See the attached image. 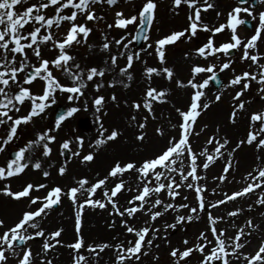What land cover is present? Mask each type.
Wrapping results in <instances>:
<instances>
[{
    "label": "snow or ice",
    "instance_id": "6c2138e0",
    "mask_svg": "<svg viewBox=\"0 0 264 264\" xmlns=\"http://www.w3.org/2000/svg\"><path fill=\"white\" fill-rule=\"evenodd\" d=\"M118 0H35L29 3V0H0V126L4 128V135L0 136V153L6 151V146L14 141L18 136V128L21 125L30 123L34 117L45 113L46 109L56 103V93H69L68 100H79L84 96V90L88 83L94 78H101L94 87L99 91L104 84L101 82L106 73H115L116 75L108 82L109 87L122 85L129 87V83L133 76L129 71L134 61L140 59L139 52L129 53V45L137 40L149 39L147 30L150 29L158 7L157 0H145L142 7L136 15L125 16L121 11H117L114 26L127 30L130 25H135L134 32H127L120 39H116L114 44L116 51H112V41L108 40L105 35L104 43L100 46L101 51L109 53L107 59L104 60L103 67L91 66L82 68L76 62L69 49L74 44L78 45L87 41L92 28L87 25V21H96L103 19L96 15L95 5L107 3L109 6L116 5ZM173 7L179 8L182 4L187 5L193 10L188 19L190 21L188 28L182 31H174L155 41V52L159 59V65L145 66L144 76L146 79V87L142 98L133 101L130 107L135 111L145 110L149 114L154 113L155 103H166L167 97L171 89L166 87L154 86V78L160 77L172 82L175 71L172 67L166 66V46L176 43L186 33L190 32V37L196 36L198 28L205 31H212L213 35L220 33L228 28L232 35L229 42L215 45L214 39L210 37L206 43L195 50V54L205 60L209 57L220 59L219 54L228 59L217 64L215 62L207 65L193 64L190 69V78L185 83L180 79L175 80V84L179 88L190 87L193 92L190 97L189 104L186 109L177 108L179 120L171 125L172 129H178L176 135H168L167 130L158 127L156 132L162 138L166 139L165 145L160 148L153 156L144 158L141 162L115 161L103 178H98L94 182L87 177H82L75 181L74 186L64 189L60 186H54L50 189L48 185L40 183H27L20 190L13 191L10 182L5 184L0 191L4 195L9 196L17 201L27 198L29 205H36L34 209L23 211L17 221L11 226L5 227V221L0 219V228H4L0 232V264H7L9 256L16 259V264H35L37 256H40V264H53L48 259L47 253L56 248L57 245L63 246V241L58 239L61 237L63 228L48 232L41 226V221L49 214L54 206L62 202V198H67L76 208L75 213V232L76 239L74 242L67 244V247L73 250L72 264H93L91 257L98 258L100 253L105 249H114V264H128L130 261H139L141 256L148 254V249L153 246L154 240L157 238L160 229L154 223L159 217L163 216L169 210L179 213L180 209H188V215L177 214L175 223L165 224V233L168 228L175 229L178 224L191 222L194 218L199 219L200 214L207 212L209 229L211 231L212 240H209L206 231L199 234L198 243L192 247H185L183 250L173 248L170 252L174 258L175 264H187V259L193 251H198L202 255L200 264H232V258L242 260L246 264H264V242H262L254 254L244 253L241 251L245 247V243L241 241V237L251 235L245 229L255 230L257 225H253L251 219L246 221L244 227H237L234 236H227V229H217L216 224L225 219L224 216H213L211 208H217L230 201H235L239 197H244L261 189L257 194L255 201L257 205H264V163L258 164L252 171L246 174L244 178L245 186L240 190L231 194L225 193L222 199H218L213 203L206 201L204 193L207 191L206 185L199 182L206 177L201 172L214 164L217 159L225 156V151L229 144L226 137H219L218 134L210 136L206 144L212 146L211 150L204 147L199 151L194 150L191 139L193 136H199L195 125L201 113L209 107L208 103L202 101V97L206 95L204 89L209 85L210 81H215L217 85H222L221 79L218 77L216 70L224 72L229 69L233 60L230 58V50L242 47L243 53L241 60H250L252 63L249 68L255 65L256 71H245L242 74L234 75L228 81V87L241 85L239 91L236 92L233 99L237 101L230 115L232 123H236L237 115L240 110L245 109V101L240 97L244 91L250 87L252 81L261 85L259 91L264 93V53L258 50L257 41L262 39L264 32V12L259 14L258 25L254 28V34L247 39L246 42L237 34L239 25L247 26L249 21L241 17V13H246L252 19H256L255 15L248 7H241L248 3V0H238V6L232 9L228 15L226 24H220L217 27L209 29L208 25L201 22V11L213 8L214 5L208 0H172ZM25 5H27L25 7ZM19 6V7H18ZM49 8L54 9V14L49 15L46 11ZM70 11H65L69 10ZM78 18H83L85 23H79ZM67 22V29L61 38H57L56 31ZM29 25L30 29L26 30L25 26ZM113 27L112 24L108 25ZM131 36V39L128 37ZM55 50L56 55L49 59L43 55L45 47ZM148 48L152 47L151 43L147 44ZM121 48L124 51H121ZM143 50V49H142ZM29 51L35 56L36 60L32 61ZM124 58L126 63L121 66L118 61ZM55 71L61 72L69 81V84L61 83L60 79L54 75ZM211 74L207 78H200L201 74ZM116 76L126 79H116ZM39 78L44 82L42 93L35 94L31 91L34 81ZM127 81V82H126ZM27 85V86H26ZM224 86V85H222ZM113 101L117 100L115 94L111 96ZM215 99L219 101L220 95H216ZM30 102V109L25 115H15L20 113L22 106ZM105 97L99 95L93 98V106L96 113L104 112ZM87 104L85 103V110ZM78 107H69L66 112L61 113L55 120V129H59L61 122L66 117H71L79 111ZM153 118L154 115H153ZM136 116H131V121H135ZM144 122L137 124L140 130L145 129L148 116L143 118ZM99 136L95 140V147L99 148L107 144L109 141H115L121 132L117 129H108L104 127L102 116L97 115ZM206 127V126H205ZM52 129L36 133L34 139L27 141L15 151L14 156L6 159L4 164H0V181H10L12 177L19 176L24 173L30 166L33 169L41 170V159L37 158L33 161V154L39 151L43 158L50 157L53 148L51 144L56 141V136L50 134ZM203 131V129H201ZM219 130L217 129V133ZM105 133H108L105 135ZM146 133L140 131L136 139L143 141ZM78 149L83 148V137H77ZM69 140H64L60 144L61 154L65 151L71 152L73 156H80V151H72L70 149ZM255 144L258 152L264 151V111H257L250 114L249 130L245 139H242L237 148L243 144ZM236 151L233 148L227 152V160L223 168V172L216 177L221 182L228 178L230 169L233 168L232 154ZM95 153L88 152L81 158L82 163H90L94 160ZM258 161H264V157L257 156ZM59 174L64 175L67 171L66 166L59 168ZM136 174L135 195L128 201L127 207L119 205L118 194L122 191H132L130 181L124 179L125 173ZM48 171H43V176H49ZM179 177V179H177ZM113 180L112 186L109 181ZM127 185V186H126ZM187 188L196 193L197 206H190L187 203L176 204L174 201L181 195L179 189ZM48 189L43 196L31 195L34 191ZM100 189L103 195L102 199H94L97 190ZM166 193L169 198L167 201L161 198V193ZM215 192V189H213ZM84 199H81V197ZM184 200L188 197L184 196ZM111 205L112 211L110 215H118L120 217L134 218L137 212L147 214L149 219L145 221V226L136 227L129 224L128 220L122 219L121 224L125 226L127 233L131 234L132 239L126 242L116 244L110 243H93L86 244L81 234V218L85 207L100 209ZM249 210L252 205H249ZM243 211L241 208L230 210L226 213L227 217H235ZM31 230V231H30ZM149 233L152 235L149 237ZM43 237L42 253L34 254L28 241L35 238ZM189 241L185 240L184 244L188 245ZM158 247V245H157ZM84 249V251H81ZM87 253V255L85 254ZM98 264V260L96 262Z\"/></svg>",
    "mask_w": 264,
    "mask_h": 264
},
{
    "label": "rangeland",
    "instance_id": "374dc122",
    "mask_svg": "<svg viewBox=\"0 0 264 264\" xmlns=\"http://www.w3.org/2000/svg\"><path fill=\"white\" fill-rule=\"evenodd\" d=\"M31 1V0H30ZM29 1V2H30ZM145 2V0H118L116 5L109 6L107 3H101L95 5V11L97 16L103 17V19L96 20V21H87V25L92 28V32L89 34L87 41L81 44H74L71 49H69L70 53L75 56L76 62H78L82 68H87L91 66H97V67H103L104 66V60L108 58L109 53L105 51H101L100 46L104 43V37L105 35L108 37L109 41H112V51H116V46L114 44V41L116 39H120L122 36L126 35L127 32H134L136 29L135 25H130L127 30L117 28L114 26L115 19H116V12L121 11L125 14V16H131L136 15L138 13V10L142 7V4ZM202 2V0H201ZM209 3H212L214 5L213 8L204 10L202 8L201 11V22L203 24L208 25L209 29H212L214 27L219 26L220 24H226L228 20V15L232 11L233 8L238 6V3H236L234 0H208ZM157 10H156V16L155 19L150 26V29H148L147 35L149 39L147 41H144L143 45L136 49L132 44L129 45V53L132 52H139L140 53V59L134 61L133 63V70H129L133 76V79L128 82L129 87L125 88L122 85H117L115 87H109L108 82L113 78L115 73H106V75L102 78V83L104 84V87H101L99 91H96L94 85L95 83L100 80L101 78H94L92 82L88 83L87 88L84 90V96L80 97L79 100L75 101H69L68 95L69 93L63 92L61 94H58L60 92L56 93V103L48 107L45 111V113L41 114L40 116L34 117L33 120L26 124L21 125L18 128V136L14 138V141L11 142L8 146H6V151L4 153H0V164H4L6 159L10 158L9 154L11 152H15L18 150L20 146H23L27 141L34 139L36 136V133L43 132L47 129H52L50 134L56 136V141H54L51 144V147L53 148V151L50 155V157L43 158L40 156L39 151L35 152L33 154V161L35 159L40 158L42 167L45 171H48L50 174L48 177H45V180H39L38 174H40L39 170L33 169L31 166L25 170L24 173L21 175V179H19L17 176L12 177L10 181H0V189L4 187L5 184L10 182L11 188L13 191L20 190L22 186L26 185L27 183H33V184H46L48 185V188L54 186H60L62 188H69L71 186H74L73 184H66L63 179L68 174V172H71L70 170H73L70 174L71 176H75L78 170L77 167L79 165L87 166L89 168L94 166L92 162L90 163H82L81 158L83 155L87 154L88 152H94L95 158L97 155L102 158V162L98 163L96 165L99 166L102 170L100 175L102 178L107 175L108 171L110 170L111 166L114 164L115 161L119 160L122 163L127 161H137L141 162L144 158H148L153 156L160 148H162L165 143L166 139L162 138L158 135L156 132V129L158 127H163L167 130L168 135H176L178 132V129H172L171 125L174 123H177L179 120L178 113L176 112L177 108L180 109H186L191 94L193 90L190 87L187 88H179L175 84L176 79H180L184 81L185 83L190 78V69L193 64H200V65H207L209 63L215 62L217 64L221 63L222 61L228 59L229 57H224L222 54H219L220 59L217 60L216 57H209L208 60H205L195 54V50L202 46L204 43L207 42V40L212 37L214 39L215 45H220L224 42H229L231 38V31L228 28H225L220 33H216L213 35L212 31H205L202 28H198L197 35L190 36V32L186 33L185 37H182L180 40H178L176 43L167 45L166 46V66L172 67L175 71V76L172 82H169L163 78L156 77L154 78V86L159 85L160 87H166L170 88V94L167 97V102L160 104L155 103L154 104V113L149 114L145 110L141 111H135L130 107L133 101H138L142 98V95L144 93L145 87H146V79L143 72H140V68L144 66H160L159 65V59L155 52V41L159 38H162L168 34H171L174 31H182L189 26V15L193 14V10L189 9L187 5L182 4L179 8H174L172 0H157ZM241 7H246L245 5H240ZM65 11H70L65 10ZM253 14L255 15L256 19H252L249 17L246 13H241V17L245 19H250L253 22V31L248 32L245 28H243L242 25L238 26L237 34L242 39V41L246 42L248 38H250L254 34V28L258 25L259 21V14L261 12H264V1L254 10H251ZM53 13H49V15H52ZM79 23H85L83 18H78ZM112 24L113 27L109 28L108 25ZM68 25L67 22H65L60 29L56 31L57 38H61L63 34L65 33ZM26 30L30 29L29 25L25 26ZM262 39H258L257 45L258 50L260 53H264V32H262ZM131 39V36L128 37ZM151 43L152 47L148 48L147 44ZM143 49V50H142ZM45 51V52H44ZM43 51V55L46 58H53L57 53L55 50H50L49 47H45ZM121 51H124L123 48H121ZM233 56L230 58L233 60V63L231 64L229 69H226L224 72H219L217 69L216 72L221 75V78L223 80V85L221 89L216 90L209 85L204 89L205 93L210 97V100H214L215 107L223 114L225 119L230 120V115L233 111V108L237 101L233 99L236 92L240 90L241 85L226 86L228 81H230L234 75L242 74L245 71H256L255 65L252 66V68H249V65L252 63L250 60H241L240 57L243 53V48H237L233 50ZM47 52H52L50 55H47ZM29 55L32 58V61H35V56L32 55V53L29 51ZM95 57V58H94ZM118 63L123 66L126 63V60L124 58L119 59ZM261 63H264V60L261 61ZM142 76H140V75ZM54 75H56L61 83L69 84L70 81L59 71H55ZM211 74L204 73L201 74L200 78H207ZM142 77L141 79H138L137 77ZM119 76H116V78ZM119 79H126L124 77H119ZM127 82V81H126ZM27 86V85H26ZM31 91L35 94L42 93L44 82L41 81L39 78H37L36 81L33 82L31 86ZM261 85L257 84L255 81H252L250 84V87L244 91L243 95L240 97L241 100L245 101V109L240 110L237 115L236 123H232L233 126L230 131L232 135L220 134L219 137H226L229 140V144L227 146L225 151V156L221 159H217L214 164L210 165V167L207 169L212 174L214 173L215 176L219 177L222 172L223 168L225 166L226 160H227V152L231 151L233 148L236 149V151L232 154V162H233V168L230 169V172L228 174V178L224 181H216V184H213L209 186L207 181L202 179L199 183L202 185H206L207 191L204 193L206 201L209 203H213L218 199H222L224 197L225 193L231 194L234 191L240 190L245 186L244 178L246 177V174L253 170L258 164L264 163V161H258L257 156L260 155L261 157H264V151L258 152L257 148L255 147V144L248 145L243 144L240 145L239 148H237V144L242 140L245 139L246 134L249 130V117L250 114L257 111H264V93H261L259 91V88ZM115 94L117 97L116 101H113L111 99V96ZM99 95H103L105 97V104H104V112H106V115H103V113H96L93 106V98ZM216 95H220L221 99L217 101L215 99ZM202 101L206 103L207 99L202 97ZM208 102V101H207ZM85 103L87 104V109L85 110ZM64 106L66 109L69 107H78L80 110L74 113L71 117H66L64 121L61 122L60 128L57 130L55 129V120H54V111L56 107L58 106ZM213 106H210L208 108V111L204 110L201 115L197 119V124L195 125V129L197 132H200L199 136H193L191 139L192 146L194 143L197 144L199 150H201L204 147H208L210 150L212 146L207 145L206 141L207 139L214 135L211 132V129L219 128L218 126L210 125L211 129H207L209 125L203 124L204 120L206 119V116L210 115L211 111L213 110ZM30 109V102H26L22 108L20 113L15 115H25ZM206 111V112H205ZM209 112V114H207ZM101 115L102 116V122L104 124V127L108 129V132H110L112 129H117L121 132V135L115 140V141H109L107 144L100 146L99 148L95 147V140L99 136L98 131V124L96 121V116ZM135 115L136 120L131 121V116ZM153 115L155 118H153ZM145 116H148V120L146 123V127L143 130H140L137 127V124L140 122H144L143 118ZM215 122V121H214ZM206 126V127H205ZM208 126V127H207ZM6 126H0V136L4 135V128ZM205 127V128H204ZM203 129V131H201ZM140 131H144L146 133L145 139L143 141H139L136 139V136L139 134ZM108 133H105L107 135ZM77 137H83L84 143L83 148L78 149L77 147ZM64 140L71 141L70 143V149L72 151H80V156H73L71 155V152L65 151L64 153H67V157H64V154H61L60 144ZM162 141V142H159ZM194 148V147H193ZM195 150V149H194ZM64 165L66 166L67 171L64 175L59 174V168ZM53 167H57L56 170L52 171ZM206 170V171H207ZM31 171L33 175L31 176V180H28L29 178H26V172ZM35 171V172H34ZM88 171V170H87ZM93 171V170H92ZM54 172V175H53ZM201 175L206 176V172L202 171ZM36 176V177H34ZM68 177V176H66ZM60 178L61 180L59 181ZM94 176L91 177V171L88 173V179L92 182H94ZM130 178H134L132 180L131 186L133 188L132 191H124L129 192L130 198L135 195V180H136V174L134 172L132 173H125L124 179L128 180ZM178 179V178H177ZM50 180V181H48ZM203 181V182H202ZM114 183L113 180L109 181V186H112ZM210 188H215L217 192H209ZM48 189H41L39 191H34L31 194H34L35 196H43ZM181 195L176 198L174 203L181 204V203H187L190 206H197L196 201V193L192 190H185L184 188L179 189ZM261 191V189H256L255 193H253V196L249 198L250 204L255 205L258 207V209L262 208L264 209V205H257L255 201L258 198V193ZM187 192V193H186ZM161 198L164 200H168L166 193H161ZM187 196L188 199L184 200L183 197ZM245 195L244 197H246ZM129 198V199H130ZM241 198V197H239ZM237 198L236 200H238ZM24 199V198H22ZM81 199H84L82 196ZM128 199V200H129ZM235 200V201H236ZM232 202H228L229 205H233ZM60 205V204H59ZM220 205V207L225 206ZM12 206V202L10 201V197L3 194L2 191H0V219H3L5 221V227L11 226L14 224L17 219L21 216L20 214L16 218H12L9 215L6 214V211L10 209ZM121 206V205H120ZM128 204H122L121 207H127ZM234 207L238 206L242 209L244 205L234 204ZM36 205H29V203L24 207V211L34 209ZM76 209V208H74ZM73 208L70 209L71 214L68 213V216L65 220L67 226H72L73 221H75V213L76 210ZM255 209V210H258ZM85 210V209H84ZM112 210V209H110ZM226 213L231 210V207H227L225 209ZM254 210V208L252 209ZM56 208L52 209L50 212H56ZM69 211V210H68ZM180 212H174L172 210H169L167 213H165L163 216L159 217L155 222H152L155 224L157 228L160 229V232L158 233L157 238L154 240L155 246L159 244V241L166 238L167 236L171 239H173V236L170 235L168 232L165 233L164 225L175 223V217L177 214L180 215H188L189 210L188 209H180ZM213 215V212L211 209H209ZM84 212V211H83ZM173 212L172 216L171 213ZM64 213V212H63ZM62 213V214H63ZM169 213V214H168ZM67 214V212H66ZM249 214V213H248ZM73 216V220L70 216ZM140 217L143 216L142 221H140V224L138 227L145 226V221L149 219L147 214H144L142 212L139 213ZM213 216H218L216 213H214ZM117 217V215H116ZM46 219V218H45ZM196 218H194L191 222L178 224L176 229L179 232V241L180 239L190 240L189 242H193V246L198 243L196 240L197 233L200 234L202 231H206V234H211V231L209 229V222H208V214L207 212H203L200 214V225L201 227L198 228L195 227L198 225L196 223ZM8 221V223H7ZM44 221V219H43ZM53 221V220H51ZM118 221V220H117ZM218 224V222H217ZM216 224V227H217ZM75 225V224H74ZM237 226L243 227V223L240 221L238 222ZM48 232H51L53 230L59 229L58 226L51 225L49 226ZM264 227V225H263ZM262 227V228H263ZM218 228V227H217ZM4 229V228H3ZM171 228H168L170 231ZM31 231V230H30ZM152 234L149 233V237ZM212 235V234H211ZM131 237L130 239H132ZM60 239V237L58 238ZM76 237H67L63 241V246L57 245L56 248L50 250L47 253L48 259H51L53 261V264H72L73 259V250L69 247H67V244L74 242ZM43 237L35 238L34 240L28 241V245L31 246L32 251L34 254L42 253V244H43ZM127 240V239H126ZM124 240V241H126ZM260 244L264 242V228L261 232V238H260ZM183 241V242H184ZM86 244H93L95 243L94 240H85ZM259 244V245H260ZM259 245L252 249L250 253L254 254L255 251L258 249ZM161 247V246H160ZM175 248L173 245L169 247L168 249H154L152 252H148L147 255L141 256V259L139 261H132V264H175V260L173 257H171L170 252L171 250ZM81 251H84L82 249ZM86 253V252H85ZM200 258L202 259V255L198 251H193L192 254L187 258V264H198ZM112 263L114 264L115 261V254L112 258ZM246 263V262H245ZM7 264H16V259L12 256H9V260ZM35 264H40V256H37ZM128 264H130L128 262ZM181 264H184L181 262Z\"/></svg>",
    "mask_w": 264,
    "mask_h": 264
},
{
    "label": "bare ground",
    "instance_id": "6f19581e",
    "mask_svg": "<svg viewBox=\"0 0 264 264\" xmlns=\"http://www.w3.org/2000/svg\"><path fill=\"white\" fill-rule=\"evenodd\" d=\"M30 1V0H29ZM35 2V0H31L29 3H33ZM27 5H25L26 7ZM19 7V6H18ZM48 13H53L54 9L53 8H49L46 10ZM44 51V50H43ZM45 52V51H44ZM52 52H47V55H50ZM95 58V57H94ZM134 66H132L133 68ZM131 68V70H133ZM144 67L140 68V72L144 73ZM140 75V74H139ZM142 76V75H140ZM138 76V79H141L142 77ZM119 78V77H117ZM116 78V79H117ZM58 94H61L58 93ZM204 98L207 99L206 103L209 104L210 106H213V110L211 111L209 117L208 115L206 116V119L204 120L203 124L209 125V127L207 128L208 130L211 129L210 125L213 126V128L215 126H218L219 128H214L213 130L211 129V132L213 134H218V136H220V134H225L227 133L228 135H232L230 133L232 129V125L229 119H225V117L223 116V114L215 107V102L214 100H210L209 94L205 95ZM208 108L206 111H208ZM205 111V112H206ZM207 114H209V112H207ZM215 121V122H214ZM205 128V127H204ZM217 129L219 130V132L217 133ZM162 142V141H159ZM193 147L196 151H199V148L197 146L196 143L193 144ZM102 158L99 157V155H97L96 158H94V160L92 161V164L94 166H92L90 168L87 166H83V165H79L77 167L76 170L77 173L75 174V176H71L68 175L70 174L73 170H70L71 172H68V174L65 176V178L63 179V181L68 185V184H73L75 183L76 180L82 178V177H87L88 178V173L91 171V177H95L94 181L98 178H102V176L100 175V173H102L101 169L99 166H101L100 162H102ZM99 165L98 167L96 165ZM57 167H53L52 171L56 170ZM88 170V171H87ZM93 170V171H92ZM40 171V174H38V179L41 180H45V183L47 182L45 177L43 176V171L44 168L42 167ZM35 172V171H34ZM211 172L209 170L206 171V178L204 179L205 181L208 182V184H210L209 186L216 184L218 181V179H216L217 176H215L214 173L210 174ZM23 175V174H22ZM21 174L19 176H17L19 179H21V177H23ZM33 175V173L31 171H27L26 172V178H29L28 180H31V176ZM54 175V172H53ZM36 177V176H34ZM179 179V177H177ZM59 181L61 180L60 178H58ZM134 178H130L126 181H130L132 183V180ZM50 181V180H48ZM62 181V180H61ZM203 182V181H202ZM127 186V185H126ZM64 189H67V187H65ZM186 191L188 190L187 188H184ZM213 189L215 188H210L209 192H213ZM215 192H217V190H215ZM187 193V192H186ZM218 193V192H217ZM253 193H250L249 195H247L246 197H241L238 200L232 202V204H239V205H244L242 207L243 211L238 214L235 217H227L226 215V208L227 207H231V210H234L236 208H239L238 206L234 207L233 205H229L228 203H226L227 205L222 206V207H217V208H211L213 215L214 213H216L218 216H224L225 219L223 221H219L217 224V229H227L226 235L231 237L234 236L236 231H237V224L240 221L241 223H243V227L246 224V221L248 219H251L253 222V225H257L258 227L255 228V230L253 229H249L246 228L245 231L246 232H251V235H248L247 237H241V241L245 243V247L243 249H241L242 252L244 253H250L252 249H255L259 244H260V238H261V232L263 230V225H264V209L262 210V208L258 209V207H256L253 204H250L249 202V198H251L253 196ZM33 196H35L34 194H31ZM103 195L100 189L97 190L96 196L94 197V199H102ZM130 198V194L129 192H124L122 191L120 194H118V197L116 199H118L119 201V205L122 206V204H126L128 199ZM10 201L12 202V206L10 207V209H8L6 211V214L9 215L12 218H16L18 217V215L22 214V212L24 211V207L28 204V200L27 198L21 199L20 201H17L13 198L10 197ZM249 205H252V209L254 208V210H249ZM71 208H75L73 206V204L71 203L70 200H68L67 198H62V202L60 203V205L56 206V212H49V214L44 218V221H41V226L46 229V235L48 233V229L50 228L49 226L51 225H55L58 226V228H63V232L61 234L60 240H64L67 237H76V232H75V221H73L72 226H67L66 222L63 221L67 218L68 213L71 214L70 209ZM55 209V207H54ZM111 209V205H108L106 208L104 209H100L99 207L96 208H91V207H85V210L82 214V218H81V234L83 235L84 239L86 240H94L95 243H110V244H116L119 242H126L128 239H130L132 236L131 234L127 233L125 230V226L121 224V220L125 219L128 220L129 224H133L136 227L139 226L140 221L144 220L143 216L140 217L139 213L137 212L135 214L134 218H130V217H120L117 215H110V212L112 210ZM258 209V210H255ZM69 210V211H68ZM76 210V209H74ZM64 212V213H63ZM67 212V214H66ZM180 212V211H179ZM63 213V214H62ZM249 213V214H248ZM169 214V213H168ZM173 212L171 213L172 216ZM70 216V215H69ZM71 219L73 220V216H70ZM75 218V216H74ZM53 220V221H51ZM118 220V221H117ZM196 223H198V225H196L195 227L198 226L201 227L202 225H200V218L195 220ZM8 223V221H7ZM263 227V228H262ZM139 228V227H138ZM4 229L0 228V232H2ZM56 230V229H55ZM54 231V230H53ZM167 232L173 236L174 242L173 240L171 241V239L167 236L166 238L162 239L161 237V241H159L158 247L155 246V244L153 243L152 248V252L154 249H168L169 247H171V245H173L175 248H179L181 250H183L185 247H192L193 246V242H189L188 245L184 244V240L180 239L179 241V232L178 230L175 229H170V231L167 229ZM199 237V234L197 233V238ZM196 238V240L198 241V239ZM209 240H212L213 237L211 234L208 235ZM127 239V240H126ZM126 240V241H124ZM190 241V240H188ZM199 242V241H198ZM161 246V247H160ZM151 248L148 249V252L151 251ZM87 255V253H85ZM114 256V249L112 248H108L105 249L102 253H100V257L95 258V257H91L90 259H92L93 264H96L97 260H98V264H113L112 262V258ZM187 259V258H186ZM188 260V259H187ZM201 260V258H200ZM200 260L198 262V264H200ZM132 261H130L129 263H131ZM182 263H184L182 261ZM232 264H246L245 262H243L242 260H236L235 258H232Z\"/></svg>",
    "mask_w": 264,
    "mask_h": 264
},
{
    "label": "water",
    "instance_id": "95a60500",
    "mask_svg": "<svg viewBox=\"0 0 264 264\" xmlns=\"http://www.w3.org/2000/svg\"><path fill=\"white\" fill-rule=\"evenodd\" d=\"M255 3H256V2H254V4H255ZM247 26H249V23H248ZM142 40H143V39L137 40V46L140 45V43H141ZM218 77H219V75H218ZM211 82H212V84H213L215 87H217V88L220 87V85H217V84L215 83V81H211ZM64 112H65V110H64L63 108H59V109L57 110V113H56V117H55V118H57L61 113H64Z\"/></svg>",
    "mask_w": 264,
    "mask_h": 264
}]
</instances>
